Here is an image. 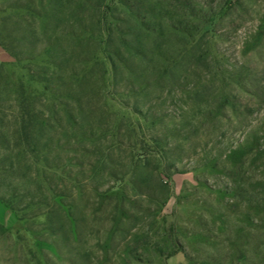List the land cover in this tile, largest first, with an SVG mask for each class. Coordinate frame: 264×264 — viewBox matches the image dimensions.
I'll return each instance as SVG.
<instances>
[{
	"label": "rangeland",
	"instance_id": "rangeland-1",
	"mask_svg": "<svg viewBox=\"0 0 264 264\" xmlns=\"http://www.w3.org/2000/svg\"><path fill=\"white\" fill-rule=\"evenodd\" d=\"M28 1L0 0V28L12 37H20L27 22L37 29L24 9L10 8ZM127 1L157 28L148 45L166 48L168 69L120 70L109 73L103 86L100 68H92L82 89L83 118L74 124L60 113L47 153L79 183L49 173V183L40 181L39 187L40 166L29 154L0 145V167L13 164L0 175V264H264V0ZM129 25L124 19L122 27ZM39 39L26 38L19 49L35 54ZM12 63L0 46L4 134L18 122L13 83L19 70ZM139 138L153 149L143 174L151 172L166 185L145 180L149 196L135 195L128 184L129 145ZM121 187L130 218L121 217L123 232L109 243L115 204L110 195ZM49 188L66 196L53 197ZM53 199L64 210L68 203L75 206L76 232L63 212L52 217V229L45 227L40 202L51 205ZM4 200L21 209L24 219Z\"/></svg>",
	"mask_w": 264,
	"mask_h": 264
},
{
	"label": "trees",
	"instance_id": "trees-1",
	"mask_svg": "<svg viewBox=\"0 0 264 264\" xmlns=\"http://www.w3.org/2000/svg\"><path fill=\"white\" fill-rule=\"evenodd\" d=\"M37 1L38 8L36 9L31 6V0L23 6H10V8L16 9V12L24 9L29 20L35 21V23L37 21V29L32 28L27 21H24L27 22V28L23 29L20 37L15 38L10 32L7 33L4 27L0 28V46L13 58V63L9 65L15 66L19 70L13 83L18 108V122L7 133L8 135L0 132V145L13 149L23 148L29 154L31 163L40 166V169H35V174L39 177V182L36 183L39 185L40 181L44 184L49 183L47 180L49 173L58 174V176L64 174L69 177L63 165L60 166L53 159H49L47 153L53 150L52 133L56 131L54 126L59 123L60 113H63L74 124L83 118L84 110L81 104L85 94L82 89L89 81L92 68H100L98 77L102 85L106 86L108 74H115L120 70L132 72L133 69L140 68L142 74L147 69L157 70L163 74L168 69L166 66L168 57L166 48L163 46L148 45V40L155 35L157 28L152 25L149 17L147 18L135 8L133 3L131 4L127 0ZM117 5L125 7L126 11H119ZM121 14L124 18L121 17ZM124 19L130 24L128 28L122 27ZM59 26H62L60 33L57 31ZM38 36L40 37L39 41H42V47L37 53L34 54L32 50L31 53L30 50L23 52L19 49L20 43L26 38ZM64 38L65 46L60 44ZM91 44L93 50L89 51L88 47ZM23 53L28 55L25 56ZM72 53L74 58L70 64ZM65 70L68 71L70 79L67 84L61 82L62 72ZM2 72L0 70V77ZM5 77L7 78L8 74ZM9 83L7 79L6 85ZM133 131L134 128L129 133H133ZM82 137H78L76 140L79 142ZM140 138L135 139L134 143L129 145V172L130 178L133 180L128 184L131 186L129 189L135 195L149 196V194L143 193V188L146 187L145 180L151 177L150 179L161 189L166 188V185L159 177L153 179L151 172L143 174V170L148 164L147 154H151L153 149ZM109 157L110 153H106L105 158L109 159ZM103 158L104 156L102 159L97 158L93 168ZM12 165L10 163L9 168L0 167V175L10 172ZM152 170H156L155 167ZM108 175L113 176L114 172L108 170ZM69 178L79 183L76 180L77 177ZM49 190L53 191L51 188ZM126 192L127 190L121 187L117 194L111 193L110 195L115 199V204L113 205V223L107 236L109 243L114 233L120 230L118 226L122 224L121 217L130 218L127 215L128 211L123 210L127 200ZM166 192L164 193L166 194ZM76 193L77 198L81 199L83 192L80 187H77ZM52 194L53 197L66 196L63 192L55 193L53 191ZM155 198L154 200H156ZM164 198L166 197L156 202L161 203ZM40 203L45 205L43 214L46 217V228L52 229V217H62L61 213L63 212L65 221L69 223L68 221L71 219L72 228L76 232L73 216L75 206L72 203L66 204L65 210L61 205H57L59 202L57 203L54 199L51 205H48L46 201ZM4 204L16 214L18 219H24L25 216L19 215L21 209L12 207L5 200ZM159 212L160 209L157 208L153 210V215L157 217ZM38 214L41 212L39 211ZM169 228L173 230L172 226ZM118 232L121 233L123 230ZM169 238L171 244L174 245L175 239L172 235Z\"/></svg>",
	"mask_w": 264,
	"mask_h": 264
}]
</instances>
